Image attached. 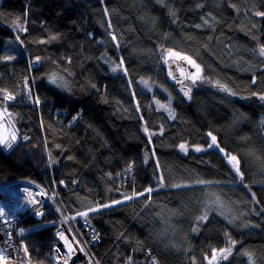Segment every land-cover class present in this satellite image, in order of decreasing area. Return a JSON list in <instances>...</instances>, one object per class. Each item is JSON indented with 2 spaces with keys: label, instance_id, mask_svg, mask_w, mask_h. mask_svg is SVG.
Here are the masks:
<instances>
[{
  "label": "trees",
  "instance_id": "trees-1",
  "mask_svg": "<svg viewBox=\"0 0 264 264\" xmlns=\"http://www.w3.org/2000/svg\"><path fill=\"white\" fill-rule=\"evenodd\" d=\"M260 14L264 0H0V101L18 131L0 185L89 215L95 264H264ZM29 77L37 107L7 97ZM20 226L30 263L55 264L49 206Z\"/></svg>",
  "mask_w": 264,
  "mask_h": 264
},
{
  "label": "built area",
  "instance_id": "built-area-1",
  "mask_svg": "<svg viewBox=\"0 0 264 264\" xmlns=\"http://www.w3.org/2000/svg\"><path fill=\"white\" fill-rule=\"evenodd\" d=\"M27 65L30 72L32 69L38 68L40 62L35 58L27 60ZM32 93L33 83L31 77H29L22 81L20 90L17 93L11 96L7 95V97L13 101H31V104L37 107L38 102L35 98H32ZM14 184L19 185L20 193L27 198L17 214L8 212L2 202V189ZM29 185L33 184L25 180L0 185V264H31L23 240L25 232L20 223L24 215H32L35 219H40L44 213V205L49 206L57 220V227L53 232L52 249L47 253V256L55 264H95L89 246L99 241V233L89 215L83 214L77 218L71 217L55 206L53 202L55 195L49 196L40 188L42 202L36 205L31 199ZM125 264H132V259L127 258Z\"/></svg>",
  "mask_w": 264,
  "mask_h": 264
},
{
  "label": "rangeland",
  "instance_id": "rangeland-1",
  "mask_svg": "<svg viewBox=\"0 0 264 264\" xmlns=\"http://www.w3.org/2000/svg\"><path fill=\"white\" fill-rule=\"evenodd\" d=\"M171 64L175 65V68L178 67L179 70H181V67L176 64L174 60L171 61ZM117 71H121V69H117ZM114 72V71H113ZM138 86L141 88L144 92L150 93L152 88L154 87L149 81L146 80H139ZM13 137L15 139L13 140ZM18 140V131L15 124V117L13 113L8 109L6 101H0V141H4V143H0V147L4 151H8ZM11 145V147H8V145ZM184 145V149H182L180 146ZM178 148L179 152L182 154H186L187 152H196V153H202L204 150L201 146H187L186 144H181ZM197 149H200L199 151ZM28 189L31 191V199L34 204H39L42 202V198L40 195L39 188L35 185H29ZM10 190L15 193V197L9 196ZM27 198L23 196L20 193L19 187L17 186H10L7 189L4 190V197H3V203L8 207L9 211L12 214H17L25 204ZM227 255V252L220 251L214 253L213 257L215 259L219 256L225 257ZM212 257V259H213ZM218 258V259H219Z\"/></svg>",
  "mask_w": 264,
  "mask_h": 264
},
{
  "label": "snow or ice",
  "instance_id": "snow-or-ice-1",
  "mask_svg": "<svg viewBox=\"0 0 264 264\" xmlns=\"http://www.w3.org/2000/svg\"><path fill=\"white\" fill-rule=\"evenodd\" d=\"M260 15H264V14H260ZM261 55H264V49H261ZM189 63H194L193 61H189ZM197 67V71H199V67L198 66H196ZM116 69H113V71H115ZM197 78H199L198 76H196V77H193V79H197ZM224 90H227V89H224ZM255 94V93H254ZM259 99L260 100H262V101H264V95H260L259 96ZM15 139V137H13V140ZM0 143H4V141H0ZM212 145H216V138L215 137H212ZM212 145H209V147H211ZM217 147H218V145H216ZM8 147H11V145L9 144L8 145ZM182 149H184V145H181L180 146ZM198 151L200 150V149H197ZM232 161H235L236 160V158L235 157H231L230 158ZM237 164H238V161H237ZM237 171H239V169L237 168ZM150 191V190H149ZM84 215H86V213L84 214ZM61 238L62 239H64V237L63 236H61ZM67 242V241H66ZM234 243V242H233ZM223 251H227L228 253H230V249H228V250H222V252ZM225 258H227L226 256H225ZM213 259H215V257H213ZM210 264H211V262H210Z\"/></svg>",
  "mask_w": 264,
  "mask_h": 264
},
{
  "label": "crops",
  "instance_id": "crops-1",
  "mask_svg": "<svg viewBox=\"0 0 264 264\" xmlns=\"http://www.w3.org/2000/svg\"><path fill=\"white\" fill-rule=\"evenodd\" d=\"M13 186H17V187H19L18 184H14ZM7 188H8V187H4V188L2 189V201H3V197H4V190L7 189ZM19 190H20V188H19ZM13 194H15V193L12 192V191L10 190V192H9V196H11V197H15V195L13 196ZM4 205H5V204H4ZM5 206H6V205H5ZM6 208H7L8 212H10L7 206H6ZM10 213H11V212H10Z\"/></svg>",
  "mask_w": 264,
  "mask_h": 264
}]
</instances>
